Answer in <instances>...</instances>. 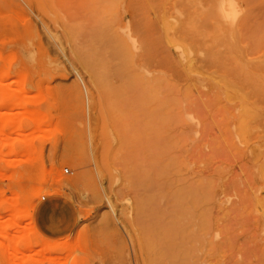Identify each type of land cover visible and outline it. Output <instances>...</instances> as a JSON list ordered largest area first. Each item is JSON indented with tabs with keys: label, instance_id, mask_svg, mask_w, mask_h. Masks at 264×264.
<instances>
[{
	"label": "rangeland",
	"instance_id": "obj_1",
	"mask_svg": "<svg viewBox=\"0 0 264 264\" xmlns=\"http://www.w3.org/2000/svg\"><path fill=\"white\" fill-rule=\"evenodd\" d=\"M136 1L0 0V244L32 231L42 244L67 240L69 246L44 252L33 245L24 252L26 264H147L138 244L145 231L134 221L143 189L125 170L148 158L171 182L178 176V226L185 231L204 213L217 218L227 232L226 264H264V0H143L145 37L135 38L138 52L148 49L150 66L128 63L126 76L104 54L88 65L87 50L98 46L94 29L121 32L129 21L120 14L137 10ZM163 22L171 24L165 33L175 36L177 49L161 42ZM188 57L195 66L186 72ZM158 74L169 83L162 88L161 121L148 82ZM186 185L209 200L207 212L190 201ZM168 191L159 202L164 208ZM50 194L68 196L78 209L66 236L49 238L34 226L33 208ZM11 204L24 209L16 229L7 221ZM17 257L8 263L0 252V264H17Z\"/></svg>",
	"mask_w": 264,
	"mask_h": 264
},
{
	"label": "bare ground",
	"instance_id": "obj_2",
	"mask_svg": "<svg viewBox=\"0 0 264 264\" xmlns=\"http://www.w3.org/2000/svg\"><path fill=\"white\" fill-rule=\"evenodd\" d=\"M123 1V0H122ZM148 1V0H147ZM154 0H152L153 2ZM167 1V0H166ZM176 1V0H175ZM185 1V0H182ZM190 1V0H189ZM201 1V0H200ZM210 1V0H209ZM226 1V0H225ZM232 1V0H231ZM136 2L139 3V8H137V10L135 8L132 7H127V9L125 8L121 14H120V18L121 21L123 20H128V22H125L126 25H123V30L120 32L118 31L116 28L115 29H111L110 27H98L94 29V35L96 36V43H98V46L91 51L87 50L86 52V58L88 60L87 64L90 65V61L94 60H98V56H106L108 59L110 58V61L112 63V60H118L120 63L118 65H112L115 66L117 70H120V72L124 75V73H126L125 75L128 76V69H129V64H132L137 66L139 69L147 67L146 64L149 63L152 58L149 56L148 54V49L145 50L143 52H138L137 51V41L135 38V35L137 36V34L145 37V30H146V23H145V5L143 0H137ZM174 2V1H173ZM202 2V1H201ZM212 2V0L210 1ZM234 2V1H233ZM123 3V2H122ZM128 3V2H126ZM151 3V2H150ZM154 3V2H153ZM172 3V1H171ZM176 3V2H175ZM190 3V2H189ZM216 3V2H215ZM218 3V2H217ZM222 3V2H220ZM156 4V3H155ZM173 4V3H172ZM206 4V3H205ZM227 4V3H226ZM236 4V3H235ZM133 5V4H132ZM178 4H176L175 6L177 7ZM186 5V4H185ZM202 5H204L202 3ZM219 4H216V6ZM222 5V4H221ZM126 6V4H125ZM167 6V5H166ZM174 6V4L172 5V7ZM222 6L225 7V5L223 4ZM122 7V6H121ZM137 7V6H136ZM151 7L153 8V6L151 5ZM164 9V6L161 5L160 8ZM169 7V6H168ZM193 7V6H192ZM191 7V8H192ZM204 7V6H203ZM229 7V6H227ZM235 7V6H234ZM150 8V6H149ZM217 8V7H216ZM219 8V7H218ZM223 8V7H222ZM230 8V7H229ZM229 8H226L227 10ZM190 9V8H189ZM188 9V10H189ZM177 10V9H175ZM208 10H212V9H208ZM221 9H218L219 13L222 14L220 12ZM230 10V9H229ZM236 9H234L235 11ZM159 11V10H158ZM161 11V9H160ZM186 11V10H185ZM191 11V10H190ZM232 11V9L229 11V13ZM162 12V11H161ZM161 12H158V14H162ZM178 12V10L176 11ZM196 12V11H195ZM228 12V11H227ZM225 12V13H227ZM147 13V11H146ZM167 13V12H166ZM186 13V12H185ZM198 13V12H196ZM211 13V12H210ZM214 13V12H213ZM235 13V12H234ZM231 12V14H234ZM208 14V13H206ZM225 15V14H224ZM166 16V15H165ZM170 16V15H169ZM174 16V15H173ZM201 16V15H200ZM210 15H208V17L204 18L203 20H206L207 18H209ZM212 16V14H211ZM160 19V15L158 16ZM222 17V16H221ZM227 17H231V18H235L231 15H227ZM189 18V17H188ZM211 18V17H210ZM216 18L215 16H213V19ZM225 18V16H224ZM168 19V18H167ZM175 19V18H174ZM194 19V18H193ZM218 19V18H217ZM236 19V18H235ZM171 20V19H169ZM203 20H201V22L203 23ZM209 20V19H208ZM221 20V19H220ZM225 21H227V19H224ZM159 21V20H158ZM182 21V20H180ZM215 21V20H214ZM223 21V20H222ZM230 21V20H229ZM235 21V20H234ZM157 22V21H156ZM170 22V21H169ZM187 22V21H186ZM200 22V23H201ZM206 22V21H205ZM209 22V21H208ZM171 23V22H170ZM168 22H163V27H161L162 32V36H161V42L163 44H167L170 45L172 48L177 49L178 48V41L172 36L167 35L165 32L166 30H168L169 28H171L172 26H170L171 24ZM197 23V22H196ZM201 23V24H202ZM216 23V22H215ZM224 23V22H223ZM232 23V22H231ZM157 24V23H156ZM179 24V23H178ZM228 24V23H224ZM190 25V24H189ZM196 25V24H195ZM210 25V24H205V26ZM232 25V24H231ZM236 25V24H235ZM119 26V25H118ZM179 26V25H178ZM198 26V25H197ZM201 26V25H200ZM199 26V27H200ZM203 26V25H202ZM230 26V25H228ZM120 27V26H119ZM202 28V27H201ZM205 28V27H204ZM203 28V29H204ZM178 29V28H177ZM159 31V28L157 29ZM201 30V29H200ZM205 30V29H204ZM207 30H210L207 28ZM213 30V29H212ZM215 30V29H214ZM230 30V29H229ZM157 31V32H158ZM188 31L191 34H195V31H197V29H195V27H188ZM234 31V30H233ZM161 32V31H160ZM174 34V30L172 31ZM199 32V31H198ZM201 32V31H200ZM199 32V33H200ZM227 32V31H226ZM159 33V32H158ZM179 33V32H178ZM74 34L73 30L69 31V35L72 36ZM182 34V33H181ZM149 35V34H148ZM175 35V34H174ZM189 35V34H187ZM225 35V34H224ZM198 36V35H197ZM139 37V36H138ZM141 38V37H140ZM139 38V40H141ZM179 38V36H178ZM186 38V37H185ZM227 38V37H226ZM232 38V37H231ZM236 39V37H234ZM234 38H232V41H235ZM150 40V37L148 38ZM154 39V38H153ZM214 39V38H213ZM215 39H217V37H215ZM222 39V38H221ZM138 40V39H137ZM155 40V39H154ZM160 40V38H159ZM212 40V39H211ZM229 40V39H228ZM152 41V40H151ZM157 41V40H156ZM186 41V40H185ZM184 41V42H185ZM180 42V41H179ZM224 42V41H223ZM222 42V43H223ZM229 42V41H228ZM95 44V42H93ZM145 43L146 44V39L143 38L142 40V44ZM157 43V42H156ZM211 43V42H210ZM216 43V42H215ZM218 43V41H217ZM144 44V45H145ZM183 44V43H182ZM189 44V43H187ZM93 46V45H91ZM140 46V45H139ZM149 46V45H148ZM163 46V45H162ZM161 46V47H162ZM180 46V45H179ZM183 46V45H181ZM192 46V45H191ZM144 47V46H143ZM147 47V45H146ZM151 47V46H150ZM202 47V46H201ZM182 48V47H181ZM184 48V46H183ZM182 48V49H183ZM142 49V46H141ZM169 49V48H168ZM190 49V48H189ZM198 49V48H197ZM207 49V48H206ZM143 50V49H142ZM180 50V49H179ZM185 50V48L183 49ZM200 50V49H199ZM141 51V50H140ZM177 51V50H175ZM182 51V50H181ZM186 51V50H185ZM188 51V50H187ZM206 51V50H205ZM203 50V52H205ZM223 51V50H222ZM164 52V50H163ZM170 52V51H169ZM194 52V51H193ZM208 52V51H207ZM212 52V51H211ZM216 52V51H215ZM218 52V51H217ZM229 52V51H228ZM84 53V52H83ZM173 53V52H172ZM171 53V55H172ZM178 53V52H177ZM181 53V52H180ZM178 53V54H180ZM189 53V52H188ZM195 53V52H194ZM192 53V54H194ZM209 53V52H208ZM213 53V52H212ZM211 53V54H212ZM220 53V52H219ZM225 53V52H224ZM104 54V55H102ZM184 54V53H183ZM190 54V53H189ZM188 54V55H189ZM200 54V53H199ZM221 54L223 55V52H221ZM84 55V54H83ZM177 55V54H176ZM81 56V55H80ZM179 56V55H178ZM187 56V55H186ZM209 56V55H208ZM207 56V57H208ZM216 56V55H215ZM219 56V55H218ZM236 56V55H235ZM191 57V56H190ZM223 57V56H222ZM226 57V56H225ZM84 58V57H83ZM166 58V57H165ZM170 58V57H169ZM180 58H182V56L180 55ZM189 58V57H188ZM85 59V58H84ZM103 59V58H102ZM100 59V61L102 60ZM105 59V57H104ZM173 59V58H172ZM177 61V57L175 58ZM179 59V58H178ZM184 59V57L182 58ZM211 59V58H209ZM241 59V58H240ZM93 60V61H94ZM107 60V59H105ZM198 60V59H197ZM238 60V59H237ZM93 61L91 62V64L93 65ZM225 61V60H224ZM240 61V60H239ZM242 61V60H241ZM240 61V63H241ZM104 62V61H103ZM153 62V61H152ZM196 62V61H195ZM95 63V61H94ZM102 63V61H101ZM184 63L185 66V71L188 72L187 70H189L193 65H194V61L192 58L186 59ZM151 63H149L148 66H150ZM201 64V63H199ZM203 64V63H202ZM201 64V65H202ZM242 64V63H241ZM91 65V67H92ZM104 65V63H103ZM96 66H100V63L96 64ZM106 66V65H105ZM152 66V65H151ZM195 66V65H194ZM193 66V67H194ZM245 67V63L242 65V67ZM255 66V65H254ZM257 66V65H256ZM89 67V66H88ZM90 67V69H91ZM95 67V65H94ZM102 67V64H101ZM151 68V67H150ZM247 69H249L248 67H246ZM149 69V68H148ZM253 69V67H252ZM93 70V69H92ZM96 68H95V72H96ZM145 70V69H144ZM161 70V69H160ZM191 70V69H190ZM195 70V69H194ZM197 70H201V67L196 68ZM227 70V68H226ZM94 71V70H93ZM107 71H109V69H107ZM207 71V70H206ZM206 71H202L206 72ZM249 71V70H248ZM92 72V71H91ZM100 72V71H98ZM181 72V71H180ZM190 72V71H189ZM198 72V71H197ZM93 73V72H92ZM97 73V72H96ZM94 73V75H97V77L100 75ZM144 73V71H143ZM256 73V72H255ZM147 74V73H146ZM150 75V73H148ZM186 74V73H185ZM207 76H209L210 79H212L213 76L208 75V73L206 72ZM213 74V73H212ZM215 74V73H214ZM122 75V76H123ZM152 75V74H151ZM238 75V74H237ZM137 76V75H136ZM139 77V76H138ZM141 77V76H140ZM147 77V75H146ZM232 77V76H231ZM143 78V77H142ZM207 78V77H206ZM220 78V77H219ZM218 78V81H219ZM216 79V78H214ZM240 79V78H239ZM222 80V79H221ZM214 81V80H213ZM229 81V80H228ZM235 81V80H233ZM149 84L151 86V88L157 93V100L155 102V104H152L151 107L153 109V112L156 113L157 117L160 118L161 121V107L163 105V98L161 97V93H162V88L165 86V84L167 83L164 80V77L160 74L154 76L152 79H149ZM166 82V83H165ZM192 82V81H191ZM190 82V83H191ZM146 83V82H145ZM195 83V82H194ZM246 83V82H245ZM169 84V83H167ZM216 84V83H215ZM233 84V83H232ZM259 84V83H258ZM148 85V84H147ZM213 85V83H212ZM212 85H208V86H212ZM219 85V82H218ZM241 85V83H240ZM215 86V85H214ZM228 86V85H227ZM231 86V85H230ZM248 86V85H247ZM252 86V85H251ZM213 87V86H212ZM249 87V86H248ZM219 88V87H218ZM241 88V87H239ZM237 87V89H239ZM251 88V87H250ZM242 89V88H241ZM213 90V89H212ZM219 90V89H218ZM243 90V89H242ZM255 89H253L254 91ZM232 91H234L233 94L236 95L237 91H235L234 89H232ZM257 91V90H256ZM241 92V90H240ZM244 92V91H243ZM212 93V92H211ZM214 94V93H213ZM211 95V94H210ZM222 95V94H221ZM237 96V95H236ZM235 96V97H236ZM210 97V96H209ZM213 97V96H211ZM224 97V96H222ZM214 98V97H213ZM238 98V96H237ZM235 98V99H237ZM240 94H239V101H240ZM247 98V97H246ZM245 98V99H246ZM222 99V98H221ZM228 99V98H227ZM216 100V99H215ZM231 100V99H230ZM234 100V99H232ZM231 100V101H232ZM256 100V99H255ZM257 101V100H256ZM254 103V102H253ZM154 105V106H153ZM224 105V104H223ZM236 105V104H235ZM226 107V106H225ZM228 107V106H227ZM150 108V106H149ZM235 108V107H234ZM242 109V108H240ZM257 109V108H256ZM237 110V109H236ZM247 110V109H246ZM229 112V111H228ZM236 112V111H235ZM246 112V111H245ZM248 113V112H247ZM238 114V113H237ZM237 119V118H236ZM247 122V121H246ZM242 123V122H241ZM260 123V122H259ZM255 124V123H253ZM162 123L160 124V128ZM241 125V124H240ZM250 125V123H249ZM249 127V126H248ZM256 127V124H255ZM254 127V128H255ZM247 128V126H246ZM240 129V128H239ZM248 130V129H247ZM250 130V129H249ZM248 130V134L251 133ZM253 131V133H255L254 129L251 130ZM258 132V131H257ZM256 132V133H257ZM247 134V135H248ZM246 136V135H245ZM259 136V135H257ZM247 137V136H246ZM256 143V142H255ZM262 143V142H261ZM257 144V143H256ZM255 144V145H256ZM253 145V144H252ZM257 147V146H256ZM259 148V147H258ZM256 148V149H258ZM264 148V147H262ZM260 149H258L259 151ZM245 154V153H244ZM264 154V153H263ZM1 159V158H0ZM1 162V161H0ZM145 164L141 167L138 166V163L136 164V168L133 170H125V172L129 175V178L131 179L132 185L134 187H139V189H143L142 192H140V194H138L137 197V203H136V212H137V218H135V222L140 225L142 227V229L145 231L144 236L141 237L140 239H138V244L140 246V252L141 255H143L144 257V261H146L147 264H212V261H217L218 264H226V250H227V244H228V238H227V232L226 229L224 228V226H221L218 224L219 219L217 220V218H213L210 217L209 215H205L203 213H201L200 215H202V217H199V222L194 223L192 226L190 225V228H184L185 231L183 230V225L182 228L180 226H178V204L180 203V198L179 197V191H178V176L176 174H174V178L172 180V182L170 181V178H166L167 176H163V168L162 165H153V167L151 166L152 163L149 162V159H145ZM10 164V162L8 161L7 164ZM11 164L13 165V163L11 162ZM160 164V162H159ZM167 165V164H166ZM126 164L124 165L125 168ZM170 166V165H169ZM13 167V166H12ZM161 167V168H160ZM165 172V171H164ZM176 173V172H175ZM59 175V174H58ZM57 177H61V175H59ZM200 179V178H199ZM188 183V182H187ZM194 184V183H193ZM187 186V185H186ZM261 186V185H259ZM263 186V184H262ZM258 187V186H257ZM167 188L169 193L166 195V197L168 196L169 201H166L167 206L165 205V208L163 206L160 205V200L165 196L164 194V189ZM187 188V193L188 195L191 197L190 201L194 203V205H196L197 209L199 208L202 210H205L207 212V209L209 208L208 206L211 205L209 203V200L207 199H202L201 197L196 198L195 197V193L193 190V187H186ZM204 189V188H203ZM180 190V189H179ZM199 190V188H198ZM205 190V189H204ZM144 191V192H143ZM257 191V190H256ZM259 191V190H258ZM167 193V192H166ZM258 193V192H257ZM181 196H183V193H180ZM251 195V194H250ZM249 195V196H250ZM254 195V194H253ZM180 196V197H181ZM188 196V197H189ZM205 197V196H204ZM256 197V194L255 196ZM187 198V197H186ZM182 199V198H181ZM250 199V198H249ZM260 200V199H259ZM263 200V199H262ZM251 201V199H250ZM257 201V200H256ZM165 203V202H164ZM250 203V202H249ZM169 204V205H168ZM19 206V205H18ZM17 205H10V215H9V220H7L9 222V227L11 229H16L20 219L25 215H23V208L18 207ZM21 206V205H20ZM24 207V206H23ZM195 207V208H196ZM23 209V210H22ZM167 210L171 211L173 214L172 217L169 218V216H167L166 219L164 218V215L167 213ZM198 210V211H199ZM201 211V210H200ZM253 212V211H252ZM256 212V211H255ZM26 213V211H25ZM257 213V212H256ZM23 216H22V215ZM170 215V216H171ZM264 217V216H263ZM8 218V217H7ZM6 218V219H7ZM3 218H1L0 220H2ZM182 220V219H181ZM258 220V219H257ZM264 220V218H263ZM262 220V221H263ZM5 221V220H3ZM7 222V224H8ZM192 222V221H191ZM5 223V222H4ZM188 223V222H187ZM262 223V222H261ZM1 224V221H0ZM180 225V224H179ZM194 226L196 227V230L194 229ZM8 227V228H9ZM180 227V228H179ZM264 227V226H262ZM4 228V227H3ZM2 228V229H3ZM198 228V229H197ZM34 230V229H33ZM189 233H187V232ZM3 235L5 233V235H8L5 231H2ZM35 232V231H33ZM19 234L14 235L16 237L12 238V242L6 247L2 244H0V252L2 253V255H4V258L6 259V261L8 263L12 262V260L14 259L13 257H17V255H19V257H17V264H26L27 262V257L24 255V252L26 249H28L29 247L33 246V245H40L41 249L45 252V251H61L64 250L65 248H67L68 245V241L67 240H58V241H47L45 243H41L39 241V239H34V236L32 235V231H27L25 232L24 230H20L18 232ZM121 235V234H120ZM37 236H41L40 234H37L35 232V237ZM122 237V235H121ZM119 238V237H118ZM123 238V237H122ZM118 241V240H117ZM121 242V241H120ZM119 242V243H120ZM78 245V244H77ZM215 258V259H213ZM66 264V263H65Z\"/></svg>",
	"mask_w": 264,
	"mask_h": 264
},
{
	"label": "crops",
	"instance_id": "obj_3",
	"mask_svg": "<svg viewBox=\"0 0 264 264\" xmlns=\"http://www.w3.org/2000/svg\"><path fill=\"white\" fill-rule=\"evenodd\" d=\"M36 229L49 238L63 237L71 233L78 222L75 203L62 194L43 196L32 211Z\"/></svg>",
	"mask_w": 264,
	"mask_h": 264
},
{
	"label": "built area",
	"instance_id": "obj_4",
	"mask_svg": "<svg viewBox=\"0 0 264 264\" xmlns=\"http://www.w3.org/2000/svg\"><path fill=\"white\" fill-rule=\"evenodd\" d=\"M64 171H65V172H68V168H65Z\"/></svg>",
	"mask_w": 264,
	"mask_h": 264
}]
</instances>
